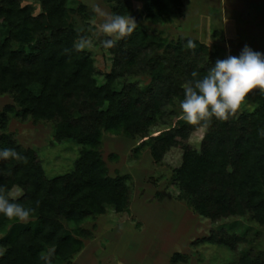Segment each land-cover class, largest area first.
I'll return each mask as SVG.
<instances>
[{"label": "trees", "instance_id": "trees-1", "mask_svg": "<svg viewBox=\"0 0 264 264\" xmlns=\"http://www.w3.org/2000/svg\"><path fill=\"white\" fill-rule=\"evenodd\" d=\"M22 1L0 0V94L13 95L20 109L9 108L17 116L53 121L54 144L73 140L81 150L71 171L49 177L36 150L1 133L0 149H15L21 158L0 160V195L32 211L27 222L0 215V264L70 263L84 246L78 236L84 233L81 222L105 213L106 204L116 211L129 208L128 176L108 175L100 150L102 129L139 135L157 161L172 147L182 149L175 179L194 212L214 223L250 214L264 225V101L238 117L211 118L200 150L187 145L190 123L177 113L175 125L149 135L167 117L165 109L174 110L184 98L180 72H186L188 83L193 71L207 74L212 65L201 62L211 56L208 46L185 37L170 41L137 24L132 34L108 48L114 66L106 82L98 84L91 55L73 49L84 33L69 22L75 10L70 0H38V15ZM181 2L148 0L145 17L171 21L181 13ZM135 67L149 78L147 91L135 83L119 89L117 79ZM14 187L21 196L10 195ZM67 223L75 224L74 230ZM215 228L204 241L231 250L250 241ZM182 258L175 253L172 263ZM237 259V264H264V250Z\"/></svg>", "mask_w": 264, "mask_h": 264}, {"label": "rangeland", "instance_id": "rangeland-1", "mask_svg": "<svg viewBox=\"0 0 264 264\" xmlns=\"http://www.w3.org/2000/svg\"><path fill=\"white\" fill-rule=\"evenodd\" d=\"M147 1L124 0L125 7L118 0L69 1V6L75 8L70 13L69 22L91 42V46L84 50L94 60L98 84L106 82V75L112 71L114 54L103 47L102 41L108 37L99 26L106 17H99L92 11L97 5L108 16L130 15L147 31L156 29L170 41L185 37L208 46L211 56L204 55L202 65L213 66L217 59L239 56L246 45L264 53V0H182L179 16L163 23L145 17ZM22 3L31 5L34 15L42 12L38 0H23ZM139 15L142 16L139 18ZM180 73L184 89L188 84L186 72ZM149 81L135 67L134 71L128 70L125 77L117 79V87L121 89L135 83L147 91ZM263 101L264 93L253 90L235 116L253 111ZM9 106L20 109L12 94H0V124L5 122L6 125L5 130L0 128V135L4 131L10 133L24 148L36 150L49 177L71 171L81 145L73 140L54 144L53 121L34 122L29 116H17ZM174 108L172 111L167 109L171 112L165 109L167 117L152 126L149 135L175 125V113L183 117L180 102ZM190 130L186 143L193 150H200L206 127L190 124ZM142 142L139 135L131 137L102 129L100 150L108 175L128 176L125 183L129 187V208L116 211L112 205L106 204L105 213L81 222L84 233L78 236L84 246L70 263L62 264H173L175 253H181L183 258L174 264H237L241 253L264 250V225L256 222L250 214L231 216L214 223L194 212L175 179V169L182 161V149L172 147L161 161H157L151 148L143 146ZM10 195L18 197L22 191L14 187ZM67 226L75 228L73 223H67ZM219 227L250 241L239 244L235 250L225 244L204 241L212 228L218 230ZM51 250L46 254L48 258ZM3 251L4 248L0 247V253Z\"/></svg>", "mask_w": 264, "mask_h": 264}, {"label": "clouds", "instance_id": "clouds-1", "mask_svg": "<svg viewBox=\"0 0 264 264\" xmlns=\"http://www.w3.org/2000/svg\"><path fill=\"white\" fill-rule=\"evenodd\" d=\"M92 11L99 17H106L99 26L100 31L108 37L102 41L105 48H112L118 40L132 34L137 26L130 15L108 16L98 5ZM90 46L91 42L81 37L74 42L73 49L79 52ZM191 76L193 79L185 86L184 98L180 102L183 119L201 126H207L213 117L225 121L241 109L253 90L264 93V53L246 45L239 56L228 55L225 59H217L206 75L201 77L193 71ZM9 158L21 157L15 149H0V160ZM31 211L0 195V215L24 221L29 218Z\"/></svg>", "mask_w": 264, "mask_h": 264}]
</instances>
